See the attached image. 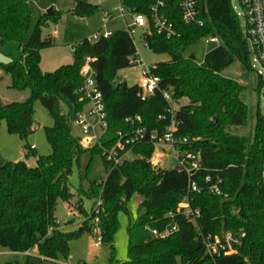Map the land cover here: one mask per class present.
Returning <instances> with one entry per match:
<instances>
[{
	"label": "trees",
	"instance_id": "16d2710c",
	"mask_svg": "<svg viewBox=\"0 0 264 264\" xmlns=\"http://www.w3.org/2000/svg\"><path fill=\"white\" fill-rule=\"evenodd\" d=\"M38 0H0V46L17 44L21 57L8 64L0 63V74L9 79L8 89L28 91L20 101L1 103L0 124L7 133L25 140L33 126V105L39 102L53 120L51 128H44L50 153L35 158V166L24 161L0 162V249L14 254H27L36 249L41 261H57L68 256V244L83 235L95 237L91 221L92 204L87 214L82 200L75 210L82 215L80 227L73 232L63 231L54 216L58 202L70 205L75 194L68 177L80 159L88 154L100 155L97 146L84 148L80 139L71 134L72 123L82 113L87 101L77 94L82 79L79 71L85 57L93 60L91 68L101 93L107 128L100 140L110 147L115 133L130 132L138 124L126 122L138 116L148 131L163 130L167 121H159L167 105L161 92L170 93L177 104L186 100L175 112L179 123L178 138L195 140L183 150L199 153V169L190 180L200 189L188 194V177L176 170H152L149 159L153 148L140 144L131 152L133 159L109 166L104 181L89 182V200H99L98 230L100 245L108 248V264H264V93L263 113H254L251 144L245 136L230 134L231 128H243L248 116L246 90L223 72L237 61L249 68V47L236 18L231 0H196L198 19L202 27L183 23L177 0H165L164 15L172 25L175 36L166 39L154 30L144 38L147 49L156 55H167L168 62L150 67L159 79V91L142 99L136 85L117 81V73L128 67L135 54V46L125 31L112 33L107 39L75 44L72 62L53 73L39 68V52L54 45L51 36L42 37L40 25L48 20L43 15L31 31L30 3ZM151 0H120V6L130 12L148 15ZM97 6L88 0H73V8L62 15L89 18ZM52 22L59 14L52 12ZM216 37L220 44L207 52L200 64L193 57L183 58L181 51L202 37ZM22 56L26 57V63ZM113 85L117 88L113 89ZM259 89V84L257 85ZM34 150L24 147V157ZM88 165L86 166V168ZM209 178L210 183L205 182ZM220 181V196H213L207 188ZM133 196L140 198L137 219L127 228V261L115 259L114 234L118 214L127 213ZM87 198V196H85ZM187 197L191 209L199 211L195 224L186 222L177 212L181 200ZM75 205V204H74ZM174 216L177 231L165 239H154L150 231H163ZM230 233L240 239L235 254L208 259L202 243L207 236ZM28 256V255H26ZM19 264V263H5ZM23 264L29 263L27 258Z\"/></svg>",
	"mask_w": 264,
	"mask_h": 264
},
{
	"label": "rangeland",
	"instance_id": "374dc122",
	"mask_svg": "<svg viewBox=\"0 0 264 264\" xmlns=\"http://www.w3.org/2000/svg\"><path fill=\"white\" fill-rule=\"evenodd\" d=\"M92 5L97 6V12L89 18H79L71 15H62L73 8L72 0H59L52 3L50 0H38L30 3L29 7L32 15L31 31L38 25V20L47 15V12L52 9V12L59 14L60 18L57 22L53 23L51 16H48V20L43 25H40L42 37L53 36L54 45L49 48L42 49L39 52V68L43 73H53L61 66H65L72 61V49L75 44L79 43L83 39H87L89 42L94 41L96 34L102 35L106 31L112 33L125 31L127 23H130L129 17L124 19L120 14V0H88ZM264 3V0H263ZM231 6L235 8L238 13H242L237 0H231ZM52 15V13H51ZM109 21H104L109 18ZM126 22V23H125ZM240 25L242 19H239ZM133 43L136 53L142 60L144 66L152 67L159 63L168 62L169 57L165 54L156 55L148 50L142 41L141 32L138 31L133 37ZM215 45H205L201 39L189 44L181 51L183 58L193 57L196 64H200L204 55L213 49ZM20 52L17 50V44L14 42H7L3 46H0V63L8 64L12 59L20 58ZM23 62L26 63V57L22 56ZM249 68L242 67L237 61H235L224 72L223 76L235 80L239 85L246 90V101L248 105V116L246 125L243 128H231L230 134L238 136H245L247 144H251L254 129V113L258 108L263 113V101L261 95L264 93V70L255 61L254 54L250 51L249 54ZM139 66L136 71L131 73L127 68L120 70L117 73V78L124 80L126 78V84L128 86L137 85L139 77ZM260 72L262 75H258ZM1 75V74H0ZM2 76V75H1ZM259 84V89L257 85ZM10 81L7 77L2 76L0 79V97L2 94H7L10 101H20L22 98L28 96V91L15 92L8 89ZM2 98V97H1ZM8 100V101H9ZM1 101V100H0ZM3 103V102H1ZM186 104V100H180L177 103V107ZM33 126L31 132L28 134L25 140H21L16 135H10L7 133L6 125L4 122L0 124V162L17 163L24 161L29 167L35 166V158L45 157L49 155L50 149L46 142L44 135V128H51L53 126V120L48 113L43 109L39 102H35L33 105ZM93 122L94 119L89 120ZM98 132V128H97ZM71 134L73 137L81 139L83 137L81 131L72 124ZM198 140V139H194ZM24 147H34L32 155L28 158L24 157ZM172 153L169 149H165L164 155H166L161 164V170H173L176 166V162L170 158ZM133 159L132 154H126L125 160L130 161ZM88 167L86 168V166ZM108 173V168L103 163V160L99 154H94L91 159L88 154L81 157L79 167L74 166L72 172L68 177V184L71 191L75 194L74 207L78 205L77 200L84 202V210L88 214L91 211L92 204H95V199L89 200V195L86 193L78 192V190H84L87 192L89 182L100 183L105 180ZM264 174V173H263ZM87 196V198L85 197ZM140 202L138 196H133L127 205V213L118 214V227L114 234V247H115V259L119 263L127 261V249H128V236L127 228L133 224L138 216L137 208ZM73 207V208H74ZM75 209V208H74ZM54 216L56 223L65 228L66 232H73L79 228L78 220L82 219V216L77 211L72 213L67 212V206L64 203L58 202ZM79 217V218H78ZM97 240L95 237L83 235L78 239H74L68 244V256L64 259L58 257L57 261H41L38 257L36 249H32L28 256L25 254H14L7 250L0 249V264L5 263H19L23 264L26 259H29L31 264H108V248L104 245H96ZM205 264H212L211 262Z\"/></svg>",
	"mask_w": 264,
	"mask_h": 264
},
{
	"label": "built area",
	"instance_id": "2783aa9c",
	"mask_svg": "<svg viewBox=\"0 0 264 264\" xmlns=\"http://www.w3.org/2000/svg\"><path fill=\"white\" fill-rule=\"evenodd\" d=\"M242 13H238L234 7L232 10L239 20L242 19V32L245 40L247 41L249 51H252L255 57V61L264 70V3L263 0H237ZM179 16L183 23L187 25L194 24L198 27H202L203 23L198 19V10L196 0H177ZM166 8L165 0H151L149 6L148 15L143 16L130 12L126 8L121 7L120 14L124 19L129 17L130 23L125 24V33L132 40L135 34L140 31L144 46L147 48L144 38L147 34L154 30L158 35L169 39L175 36V31L172 25L167 21L164 10ZM110 17L104 21H109ZM126 23V22H125ZM112 35V32L106 31L102 35L96 34L94 41L100 39H107ZM201 40L205 45L218 46L220 41L216 37H202ZM93 60L89 57H85L83 65L80 68L79 76L82 79L81 86L77 89V94L80 95L82 100L87 101L85 113H79L76 115L73 125L77 127L83 137L80 139L81 145L84 148H92L97 146L100 150V156L104 163L109 166L120 165L125 160L126 154H132L131 150L140 144L149 145L153 148V153L149 159V165L152 170L160 169V164L164 155L165 149H169L172 153L170 158L176 162V166L173 170L183 172L188 177V194H199L201 189L190 180L191 175L199 169L200 156L199 153H195L191 150H183V147L190 145L195 140L189 141L187 138H178L179 123L175 119V112L178 109L177 104L173 101L170 93L161 92L162 98L167 105V109L164 115L158 117L159 121H167V126L163 130L148 131L141 125V119L136 116L133 120L127 119L126 122L137 123L138 126L130 132H116L115 141L110 147H104L101 145L100 140L107 128L106 125V113L102 101L101 93L99 92L95 80L94 74L91 68ZM139 66L138 83L137 87L142 99L149 97L155 92L159 91V79L150 72V67L144 66L139 55L135 54L129 59L127 69L133 73ZM261 75L260 72H257ZM262 76V75H261ZM118 82L126 83L124 80L118 79ZM93 118L94 121L89 120ZM98 128V132H97ZM34 150V147H30ZM264 176V174H263ZM205 182L210 183L209 178ZM220 181L211 183L207 191L213 196H220L221 191L218 187ZM99 200H96L93 207L94 217L91 221L93 228L95 229V238L97 244H100V233L98 230V213H99ZM178 214L188 223L195 224L199 217V211L197 209H191L187 197H184L177 208ZM167 218L171 220V223L166 225L163 231L151 230V237L154 239H165L177 231V225L173 222L174 216L168 214ZM244 238V234L241 233L234 236L230 233H224L220 236H207L203 238L202 243L204 246V252L208 259L214 261L215 258L220 256H229L235 254V247L239 245L240 239ZM27 255V254H26Z\"/></svg>",
	"mask_w": 264,
	"mask_h": 264
},
{
	"label": "crops",
	"instance_id": "0c3cea01",
	"mask_svg": "<svg viewBox=\"0 0 264 264\" xmlns=\"http://www.w3.org/2000/svg\"><path fill=\"white\" fill-rule=\"evenodd\" d=\"M52 3H54V2H56V1H59V0H50ZM73 1V0H72ZM70 11V10H69ZM51 36V35H50ZM52 38H53V36H51ZM53 40H54V38H53ZM18 50V49H17ZM72 62V61H71ZM1 75H0V79H1ZM2 97V98H1ZM1 97H0V100H1V102H3L4 104L5 103H8V102H10V100H9V96L5 93V94H2L1 95ZM9 100V101H8ZM87 111V109L86 108H84V110H83V113H85ZM35 150V149H34ZM84 191V190H83ZM65 204V203H64ZM139 204H140V202H139ZM138 204V205H139ZM73 205H74V201H72V203L70 204V205H68V204H66V206H67V212L70 214V213H72V211H76L74 208H73ZM83 207H84V202H83ZM78 213V212H77ZM79 214V213H78ZM79 215H81V214H79ZM82 216V215H81ZM79 218V217H78ZM56 219V218H55ZM82 220H83V218L81 219V220H78V222H79V227H80V225H81V222H82ZM58 224V223H57ZM58 226L63 230V231H65V228H66V226H64V227H62V226H60L59 224H58ZM96 245H98L97 243H96ZM26 255V254H25Z\"/></svg>",
	"mask_w": 264,
	"mask_h": 264
},
{
	"label": "water",
	"instance_id": "95a60500",
	"mask_svg": "<svg viewBox=\"0 0 264 264\" xmlns=\"http://www.w3.org/2000/svg\"><path fill=\"white\" fill-rule=\"evenodd\" d=\"M51 13H52V9H50V10L47 12V15L50 16ZM112 87H113V89H116V88H117L115 85H113Z\"/></svg>",
	"mask_w": 264,
	"mask_h": 264
}]
</instances>
